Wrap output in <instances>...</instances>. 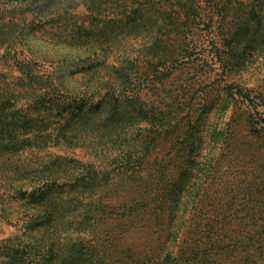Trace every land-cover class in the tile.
I'll use <instances>...</instances> for the list:
<instances>
[{
  "label": "trees",
  "instance_id": "1",
  "mask_svg": "<svg viewBox=\"0 0 264 264\" xmlns=\"http://www.w3.org/2000/svg\"><path fill=\"white\" fill-rule=\"evenodd\" d=\"M201 2L0 0V22L4 16L17 15L16 20L30 16L16 34L0 42L22 74L14 84L0 79V200L8 198L9 205L17 206L6 212L8 224L23 229L34 218V210L36 215L43 211L47 217L38 216L36 234L43 238L46 227H52V236L57 235L61 222L46 223L57 212L58 216L72 209L99 212L94 197L105 200L115 193L116 198L120 188L152 178L148 158L160 143L187 161L198 155L201 137L195 142L192 132L213 100H207L205 89L182 102L168 98L163 83L182 62L218 69L225 81L224 75L242 63L244 46L264 23V0H238L235 5L230 0ZM77 67L82 70L71 72ZM64 74L75 80L64 83ZM229 89L241 95L252 112L264 114L263 94L237 86ZM74 139L91 147L94 161L51 151L70 149ZM99 146L105 154L100 149L96 153ZM114 150L117 153L111 154ZM175 187L158 185V197L165 205L161 207L168 212L169 236L180 229L182 213L190 208L187 200H181L187 187ZM107 209L102 215L120 217V208ZM38 240L41 243L31 247L19 233L0 240L2 264H92L94 260L112 264L90 242L70 251L54 244L47 249L44 245L52 238ZM26 248L30 253L22 250ZM258 257L252 264H264V257Z\"/></svg>",
  "mask_w": 264,
  "mask_h": 264
},
{
  "label": "rangeland",
  "instance_id": "2",
  "mask_svg": "<svg viewBox=\"0 0 264 264\" xmlns=\"http://www.w3.org/2000/svg\"><path fill=\"white\" fill-rule=\"evenodd\" d=\"M235 1L238 0H230L232 5L236 4ZM16 17L4 16V21L0 22V42L16 34L24 19H30L29 15L19 20ZM11 18L14 19L11 21ZM261 27L244 46L246 53L242 63L224 75H227L225 81L218 76L222 75L218 69L202 66L204 63L194 68L182 62L180 68L163 83L168 98L176 97L182 102L200 96L205 89L209 92L207 100H213L192 132L195 142L201 137L198 155L187 161V157L185 159V156L171 150L165 142L160 143L151 150L148 158L150 164L147 167L152 178L136 182L126 190L120 188L117 199L115 193L105 200L94 197L99 212L94 210L96 208L87 213L82 209H72V213L65 210L62 216L57 212V216L46 220L47 224L52 225L54 221L62 224L55 236H52V227L43 231L44 239H54L44 245L47 249L54 244V248L63 245L73 251L90 242L92 248L102 256L104 254V260L112 264H252L255 256L264 257V114L252 112L244 98L234 89H229L237 86L264 95L263 22ZM262 33L261 38L258 34ZM3 48H0V79L7 84L17 83L22 74L8 60ZM108 63H112L111 59ZM81 70L82 67H77L71 72ZM62 76L64 83L75 80L72 74ZM209 82L214 85H205ZM217 85H220L218 91ZM86 86L91 84L88 82ZM194 101L197 104L201 102L198 99ZM99 149L101 154H105L102 146L96 149V153H100ZM115 150L111 154L117 153ZM51 151L85 162L95 159L94 151L89 146L82 147L80 139H74L70 149ZM96 162L98 164L99 161ZM104 162H101L102 167ZM191 168L195 169L192 171ZM161 182L163 186L174 188L182 184L188 191L185 196L178 195L179 198L183 196L181 200L189 202L190 208L182 213V226L171 236L166 224L168 212L162 209L161 206L165 205L158 197ZM120 183L125 186L128 181ZM197 191V196L193 197ZM7 199L0 200V240L19 233L24 235L23 243L28 247L39 245L38 239H43L36 234L37 222H41L37 219L40 214L36 215L34 210V218L27 221L23 229H18L15 224L6 222V212L10 207H17L9 205L12 201ZM113 206L115 210L121 209L120 217L102 215ZM27 207L34 206L28 204ZM123 218L125 220H120ZM22 250L31 251L28 248ZM163 258L166 259L164 262ZM126 259L133 261L125 262ZM2 262L0 259V264ZM92 264L97 262L94 260Z\"/></svg>",
  "mask_w": 264,
  "mask_h": 264
}]
</instances>
